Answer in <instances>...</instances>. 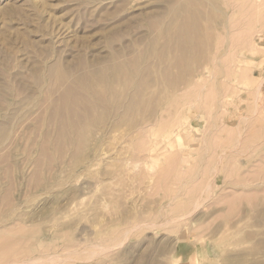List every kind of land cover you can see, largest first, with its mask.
Returning a JSON list of instances; mask_svg holds the SVG:
<instances>
[{
    "label": "rangeland",
    "instance_id": "374dc122",
    "mask_svg": "<svg viewBox=\"0 0 264 264\" xmlns=\"http://www.w3.org/2000/svg\"><path fill=\"white\" fill-rule=\"evenodd\" d=\"M0 264H264V0H0Z\"/></svg>",
    "mask_w": 264,
    "mask_h": 264
},
{
    "label": "bare ground",
    "instance_id": "6f19581e",
    "mask_svg": "<svg viewBox=\"0 0 264 264\" xmlns=\"http://www.w3.org/2000/svg\"><path fill=\"white\" fill-rule=\"evenodd\" d=\"M186 25H187V24H186ZM185 27H186V26H185ZM261 28H262V27H261ZM193 30H194V29H193ZM185 34H187V33H185ZM181 35H182V34H181ZM183 35H184V34H183ZM99 77H100V76H99ZM173 83H174V82H172V83L169 82V85L171 86V88H172ZM90 84H91V83H90ZM93 85H94V83H93ZM93 85H92V86H93ZM173 86H174V85H173ZM174 87H175V86H174ZM174 87H173V88H174ZM91 88H92V87H91ZM93 88H94V87H93ZM92 90H93V89H92ZM94 94H95V93H94ZM102 98H103V97H102ZM102 98H101V99H102ZM98 99H99V98H98ZM177 127H178V126H177ZM178 128H179V127H178ZM176 130H177V129H176ZM173 133H174V131H169V132L166 133V134L169 136L170 134L173 135ZM175 133H176V134H175ZM175 133H174V135H176L177 139L179 140V139L181 138V135H180L179 133H177V132H175ZM152 135H153V134H152ZM153 148H154L153 146H152V147L150 146L149 151L152 150ZM195 259H196V258H195Z\"/></svg>",
    "mask_w": 264,
    "mask_h": 264
}]
</instances>
